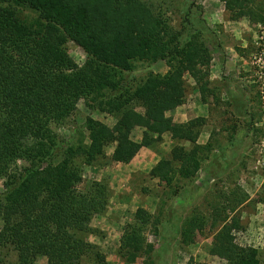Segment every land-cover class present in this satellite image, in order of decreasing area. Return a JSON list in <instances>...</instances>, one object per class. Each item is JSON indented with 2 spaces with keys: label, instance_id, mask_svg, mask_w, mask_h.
<instances>
[{
  "label": "rangeland",
  "instance_id": "374dc122",
  "mask_svg": "<svg viewBox=\"0 0 264 264\" xmlns=\"http://www.w3.org/2000/svg\"><path fill=\"white\" fill-rule=\"evenodd\" d=\"M145 1L159 10L171 27L180 31L186 50L194 49L199 43L210 56V62L218 51L219 35L224 29L223 22H217V10H221L219 12L229 24L236 25L239 30L244 28L242 38L248 45L245 56L252 74L251 105L239 102L236 110H213L205 117L201 108L204 92L199 87L208 83L210 62L207 67L198 68L197 78L182 73L183 102L193 89L199 92L195 98L199 102L195 104L196 116L183 122L173 121L171 110L166 111L165 116L177 125L202 119V125L197 127L199 134L195 146L182 140L178 143L187 151L195 148L194 160L185 166L176 162L178 158L173 153L176 139L169 131H164L167 121H157L155 130L146 129L150 146H139L134 154L140 157L144 153L148 158L140 168L139 163L127 166L129 162L113 160L116 141L103 143L104 136L108 137L109 131L116 127V117L109 114V108L99 107L95 95L94 98H80L76 110L66 121L52 125L61 147L68 142L81 141L91 152L88 163L79 161L81 180L73 189L82 196L93 197L100 190L101 197L99 202L92 204L93 209L84 202L76 204L77 238L96 247L95 250L85 247L79 264H234L216 254L221 247L230 253L236 251L241 257H248L254 249L258 263L264 264V89L257 80L258 67L254 58L264 57V0ZM208 1H214V5L209 6ZM22 10L26 18L32 17L31 11ZM95 15L104 16L101 12ZM110 15L112 20L118 21V18L128 27L132 26L133 12L112 11ZM232 31L229 32L231 36L235 33ZM64 45L67 55L78 67L90 61L80 45L68 39ZM132 51V69L122 71L128 82L137 86L152 73L159 76L154 84L162 88L177 63L174 60L152 62L148 49ZM260 66L263 72L264 62ZM217 74L215 69L212 75L216 77ZM217 88L214 82L209 97L211 105L217 103ZM242 99L246 103L247 97L243 95ZM135 110L144 113L141 107ZM86 118H91L95 124L88 123ZM143 132L144 127L134 125L128 138L139 144ZM204 134H208L206 141ZM97 151L100 155L93 156ZM60 159L57 155L54 163ZM2 190L0 181V192ZM108 205L109 214L106 215ZM103 218L107 220L101 222ZM97 219L101 223L95 224ZM231 247L233 249H229ZM3 251L8 252V264H14L16 252L8 247ZM236 259L239 260L238 256ZM32 264H47V257L39 255Z\"/></svg>",
  "mask_w": 264,
  "mask_h": 264
},
{
  "label": "trees",
  "instance_id": "16d2710c",
  "mask_svg": "<svg viewBox=\"0 0 264 264\" xmlns=\"http://www.w3.org/2000/svg\"><path fill=\"white\" fill-rule=\"evenodd\" d=\"M144 1L0 0V264H8L5 247L16 252L14 264H32L39 255L47 257V264H79L85 247L96 248L77 238L76 204L84 202L93 209L100 190L93 197L73 189L81 180L79 161L88 163L91 152L81 141L61 147L52 129L73 114L80 98L97 96L98 106L116 117L117 129L102 141L117 142L113 160L129 162L139 146H150L146 129L151 132L157 121H167L164 131L176 139V162H193L195 148L187 151L178 143L195 146L202 119L177 125L165 112L183 103L181 74L199 77L198 68L207 67L210 56L199 43L186 50L180 31ZM22 9L32 17L22 15ZM124 10L134 13L131 27L112 20V11ZM96 12L104 16L98 18ZM67 39L89 56L84 66L78 67L67 55ZM147 49L152 62L177 63L162 88L154 84L159 76L152 73L137 86L122 73L132 69V50ZM199 89L204 92V87ZM86 120L93 125L91 118ZM134 125L144 127L139 144L128 138ZM57 155L61 159L54 163ZM224 250L216 254L229 263L259 264L254 249L248 257Z\"/></svg>",
  "mask_w": 264,
  "mask_h": 264
},
{
  "label": "crops",
  "instance_id": "0c3cea01",
  "mask_svg": "<svg viewBox=\"0 0 264 264\" xmlns=\"http://www.w3.org/2000/svg\"><path fill=\"white\" fill-rule=\"evenodd\" d=\"M208 5H214V1H208ZM219 11L221 10L219 9L217 10V13L214 12L210 15L211 18H214L216 13L218 18L217 22L222 21L224 29L223 32L219 35L218 44L220 46L217 49L218 51L214 53L215 55H213V58L209 64L210 75L208 76V83L204 86V102L202 100L201 104L204 116L206 115V113L213 110H217L218 112L230 111L232 109L236 110L237 105H239L240 103L244 104L245 106L251 105V99L249 97H251L252 94V74L249 70L248 62L245 56L248 45L242 38V34L245 33V30L244 28L239 30L236 25L229 24L230 22L225 21L224 16ZM244 25L247 29L249 28L248 24ZM235 26L238 30L235 28ZM231 30L235 32L232 33V36L229 33ZM238 46L240 47V49H238ZM215 69H217L218 71L216 77L212 75V73L215 72ZM214 82H216V85L218 86V98L217 103L214 102L211 105L209 102V97L212 94L211 92L213 91L212 88ZM196 95L199 96V92L196 89H193L187 94V98L182 104L171 109L170 116L173 121L183 122L196 116L195 112L198 108L195 104H199V102H197V100L195 99ZM243 95L247 97L246 103L242 99ZM205 136L206 135L204 134V138L206 141V137L208 136V134L206 137ZM139 156L140 157H138V155L133 156L129 163L125 165L130 166V164L139 163V167L141 168V166H143V163L148 161V158H146L147 156H145L144 153H141ZM108 214L109 205L106 215ZM105 219L106 218L101 219V222ZM101 222L99 219H97L95 224H99ZM106 237L109 240V233Z\"/></svg>",
  "mask_w": 264,
  "mask_h": 264
},
{
  "label": "built area",
  "instance_id": "2783aa9c",
  "mask_svg": "<svg viewBox=\"0 0 264 264\" xmlns=\"http://www.w3.org/2000/svg\"><path fill=\"white\" fill-rule=\"evenodd\" d=\"M264 36V35H263ZM262 38V36H261ZM256 59V67H258V72L256 73V76H257V80H260L261 83H262V88L264 89V70L263 72L261 71V66H260V63L261 62H264V57L263 56H258V58L254 57ZM254 62V61H253ZM263 168H264V163L262 164Z\"/></svg>",
  "mask_w": 264,
  "mask_h": 264
}]
</instances>
